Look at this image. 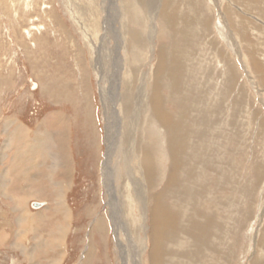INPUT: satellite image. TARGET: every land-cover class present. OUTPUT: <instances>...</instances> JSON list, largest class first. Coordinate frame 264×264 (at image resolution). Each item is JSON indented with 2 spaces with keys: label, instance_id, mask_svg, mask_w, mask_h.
Listing matches in <instances>:
<instances>
[{
  "label": "rangeland",
  "instance_id": "obj_1",
  "mask_svg": "<svg viewBox=\"0 0 264 264\" xmlns=\"http://www.w3.org/2000/svg\"><path fill=\"white\" fill-rule=\"evenodd\" d=\"M157 1H145L147 12L136 0L134 5L128 2L129 11L125 0H0V236L9 234L4 243L0 239V264H30L14 243L24 240L30 248L39 238L27 223L26 235H17L21 189L31 188L32 183V189L38 187L43 194L28 196L24 213L46 212L41 235L49 237L57 221L64 220L63 214L56 213L58 186L50 182L52 175L60 179L59 153L67 158L65 169L71 170L65 179L72 178L66 196L72 219L62 264L82 263L91 232L95 245L91 264H148L153 201L149 195H135L133 189L123 191L120 198L123 184L113 177L118 207L127 224L126 229L117 230L106 180L107 175L111 177L107 169L115 166L116 174L117 159L124 154L122 98L130 84L133 86V77L136 98L131 117L136 122L132 120L133 125L127 127L133 135L131 146L140 137L141 147L144 144L155 155L157 181L153 188L149 186L150 194L163 189L171 170L166 132L145 114L143 104L155 81L159 49L176 46L177 50L182 44L159 20L162 2ZM179 5L176 1L167 8L188 10L196 19L208 21L201 32L193 29L196 34L189 40L187 77L181 91L172 93L167 79L161 81L160 89L165 109L184 118L187 140L183 158L193 156L189 160L196 168L193 181L201 194L199 209L214 216L219 225L215 224L202 252L197 251L195 262L264 264V74L255 65L259 62L264 70V0H194L192 7ZM133 32L140 38L133 39ZM14 118L30 129L32 137L45 132L49 145L28 184L13 172L18 143L6 144L9 136L14 138L16 128V123L8 127L6 121ZM141 147L138 153L145 150ZM135 165L134 157L128 159L134 181L140 177ZM183 174L179 177L187 185ZM6 175L11 180L7 194L2 190ZM175 199V192L170 191L163 201L178 211L181 200ZM34 201L42 204L35 207ZM99 217L106 219L104 232L94 228ZM179 236L167 245V250H176L167 264L185 260L176 253H192L187 252L192 240ZM57 255L41 244L37 258L48 264ZM187 260L186 264L192 263Z\"/></svg>",
  "mask_w": 264,
  "mask_h": 264
},
{
  "label": "bare ground",
  "instance_id": "obj_2",
  "mask_svg": "<svg viewBox=\"0 0 264 264\" xmlns=\"http://www.w3.org/2000/svg\"><path fill=\"white\" fill-rule=\"evenodd\" d=\"M126 1V6L127 10L129 11V6L127 5L130 0H125ZM139 2L142 6L143 9L147 10L145 6V1L146 0H136ZM157 1V0H156ZM162 3L159 6L158 14L157 16L160 17L159 20H161L163 23H165L169 28L170 31L172 32V37L176 40V38H181V43L179 44L176 41H174V44L177 45L179 44V49L175 50L176 46L173 49L167 50L165 46H162L161 49H159V53L157 56V66L156 70L154 72L155 75V81L152 87V90L150 91L149 95L147 94L146 100H144V106H145V114H150L148 117L150 120H155L156 123H160L166 132L167 136V144H168V150L170 153L171 157V170L170 173H168L165 176V181L163 185V189L158 192V193H149V186L154 187L156 185V158L155 155L152 154L149 149L145 148V145H143V148L141 147V139L139 136V139L136 140V146L133 147L132 144V133L131 129L129 128L130 125H133L132 120L133 117H131L132 112H133V106L135 104V93L133 87L134 83L136 81L135 77H133V86L130 84L128 90H125L126 93L124 94L123 99V112H124V118L125 119V125L126 127L124 128V124L121 126V136L123 137V142H124V154L118 155L119 160L116 164L119 170V175H117V171L115 174V166L110 165L109 169L111 177L109 175L107 178V190L108 193L110 194L109 196L111 197V200L108 202L110 203L111 209L113 210V214L115 216L114 223L117 228L119 229H126V222L124 220L125 214L122 212L121 215L120 211L121 208L118 207L119 205V198H118V190L117 187L115 186V182L113 180V177H116V181L120 185L123 184V187H121V192H120V198L122 196L123 198V191H129L132 190L134 191L135 195H140L142 196H150V199L153 201V205L151 206L149 210L150 214V230H149V243H150V248L148 251L149 259H148V264H167V259L168 256H172L175 254L174 250L171 249V251L167 250V245L171 241L174 243L176 239L179 236V234H183L184 236L188 237L189 239L192 240V245L187 251L188 253L192 251L190 254H186L185 256L183 254L182 257L179 253L177 254V257L180 256V258L186 257L185 260L189 258L191 260V264H196V255L197 251L199 253L202 252V248L209 243L210 236H211V231L215 229V224H217L216 220H214V216H211L209 214H206L202 209H199V203L197 202L198 198L201 196V194H198L195 188V182L193 181L196 177L197 174H195V166L190 165V160L193 159V156L191 154H188L187 160L183 158V153L185 150V140L187 136V128L185 127L183 117L177 116V114L173 115L169 110H166L164 107V101L163 97L161 95L160 89H161V81L164 79H167L169 82L168 85L170 89L172 90V93L180 92L182 89L183 81L187 77V59L189 54H187V49L190 44V38L193 35V32L196 34L195 30L199 33L202 31V26L207 25L208 21L203 22L202 19L198 20L196 19L192 14L189 13V11H185L184 9L178 12H173L169 8H167V4H173L180 1L179 6H184L188 5L191 6L194 5V0H160ZM134 5V0H131ZM158 2V1H157ZM155 3V2H154ZM149 5V4H148ZM155 5V4H154ZM158 5V4H157ZM150 6V5H149ZM156 6V5H155ZM156 8V7H155ZM158 8V7H157ZM154 9V8H152ZM150 9V10H152ZM152 15V14H151ZM156 16V15H155ZM202 22V23H201ZM235 27V25L233 24ZM167 28V27H166ZM193 29H195L193 31ZM236 29V27H235ZM168 31V30H167ZM170 33V32H169ZM127 34V33H126ZM128 35V34H127ZM142 35V33H141ZM169 35V34H168ZM134 36V37H133ZM171 36V35H170ZM190 36V37H189ZM133 39L135 38H140V34L137 32L132 34ZM169 37V36H168ZM189 37V38H188ZM131 38V36H130ZM171 38V37H170ZM169 38V39H170ZM129 39V37H128ZM144 40V39H143ZM137 41V40H136ZM141 41V40H140ZM139 41V42H140ZM145 41V40H144ZM172 41V40H171ZM130 42V41H129ZM134 42V41H133ZM137 43V42H136ZM128 45V44H127ZM182 45V47H181ZM259 62H256V67L261 70L264 74V70L258 65ZM190 77V76H189ZM264 77V76H263ZM131 79V78H130ZM124 91V92H125ZM123 95V94H122ZM172 96V95H171ZM137 103V102H136ZM137 108V107H135ZM122 112V113H123ZM136 112V110H135ZM138 112V111H137ZM142 113V112H141ZM140 115V114H139ZM186 115V114H185ZM135 116V115H134ZM142 117V118H141ZM140 119H143V116L141 115ZM138 119V118H137ZM116 120V119H115ZM140 120V121H141ZM120 121V120H119ZM13 122H16V128L14 130V138L7 139L6 144L9 145L13 141H16L18 144V149L16 152V158H15V166H16V174L20 178V182H25L28 181L30 183V178L32 177V170L36 172L38 170V167L40 165V158L46 157L45 154H47V148L49 145L47 144V136L44 133L37 132L36 136H33L30 134V129L20 120L17 118L14 119H8L6 121L8 127L11 126L9 124H13ZM48 122V121H47ZM136 122V121H135ZM134 122V123H135ZM159 124V125H160ZM129 126V127H127ZM5 129V128H4ZM7 129V127H6ZM8 131V130H7ZM13 133V132H12ZM11 133V134H12ZM144 133V131L140 130V134ZM136 134V133H135ZM139 134V135H140ZM136 137V136H135ZM52 138V136H51ZM112 139V137H110ZM59 139V138H58ZM62 138L60 137V141ZM53 141V139H52ZM122 142V144H123ZM109 143H111L109 141ZM135 143V142H134ZM144 143V142H143ZM5 144V145H6ZM14 144V143H13ZM54 144V141H53ZM6 145V146H7ZM60 151V148L57 144H55ZM5 147V146H4ZM3 147V148H4ZM126 147H129V149H126ZM145 149L144 151H140L138 153V149ZM10 148V147H9ZM136 148V151H135ZM148 148V147H147ZM6 148H4L5 150ZM52 151V148L50 152ZM58 151V152H59ZM122 151V150H121ZM136 152V153H135ZM122 153V152H121ZM120 153V154H121ZM142 153V155H141ZM50 154V153H49ZM59 159H58V174H60V179L54 178L52 175L51 181L58 186V199L57 201V208H56V213L63 214L62 217H64L63 221H57V225L53 230L51 231V234L49 237H45L41 235L40 233V225L44 223L45 221V211L44 210H39L37 212H30L28 214L26 213V207L27 206V200L28 196L29 197H41L42 194L39 190V188L35 187L33 189H21V191H24V194H21L19 196V201L18 202V207L21 209L22 214L18 217V231L17 235L18 237H24L26 235V231L28 230L26 228V223L31 225V230L32 232L38 236L39 238H36V243L32 247H27L25 243L21 240L19 241L16 239L14 243V247L20 248L22 253L27 256L29 263L30 264H41L40 259L38 260V249L39 246L42 244L45 247H48L49 249L51 248L54 250L55 253H59L56 258H52L49 260L48 264H62V260L65 254L64 249L67 246V236L70 230V219H72V214L70 212L69 206L66 204L67 200V192L71 188L72 184V178L68 181L65 179L67 176H69V173L71 174V170L68 168V170L65 169L66 164L65 162L67 161V158L63 153H59ZM185 154V153H184ZM45 155V156H44ZM5 157V154H4ZM131 157L135 158V167L140 173V177L136 179L135 181L130 178L129 176V170L127 166V161ZM115 158V157H114ZM111 160L113 159L112 157L110 158ZM104 164H111V162H105ZM13 165V164H12ZM122 167V168H121ZM128 167V168H127ZM13 168H15L13 166ZM113 168V171H112ZM121 168V169H120ZM131 171V170H130ZM183 174V180L187 183L188 187L186 184H183L182 178L179 177V173ZM108 172V171H107ZM64 174V175H63ZM109 174V172H108ZM5 175V174H4ZM62 177V178H61ZM8 177L3 176L2 179V187H3V192H7V186H6V181ZM139 183L138 187L137 185ZM32 184V183H31ZM194 185V186H192ZM131 186V187H129ZM116 187V188H115ZM152 187V188H153ZM194 188V189H193ZM199 188V187H198ZM142 189H144L142 191ZM151 190V189H150ZM111 191V192H109ZM147 191V192H146ZM170 191L175 192V196L177 201L181 200L180 207L179 208L176 204V206L179 208L178 211L172 210L170 205H167L164 203L163 198L165 194L170 193ZM26 193L28 195H26ZM202 193V192H200ZM127 194L126 197H129V193ZM133 195V196H135ZM173 195V194H172ZM174 196V195H173ZM26 199V201H25ZM175 199V200H176ZM123 201V205L125 207L126 213L129 211L128 207L126 206L125 199L121 200ZM196 201V203H195ZM34 202L36 204H34ZM32 204L33 206L37 207L40 206L42 203L41 202H36L34 201ZM130 203V202H129ZM120 206V205H119ZM147 206V205H145ZM175 206V205H174ZM175 206V207H176ZM132 207V206H131ZM124 211V209H123ZM58 215V214H57ZM59 216V215H58ZM59 216V217H61ZM135 216V215H134ZM126 218V217H125ZM54 220V219H53ZM180 223V226L178 227V224ZM220 224V223H219ZM95 226L97 229H99L101 232H104L107 228V222L106 219L103 217H99L95 220L94 228ZM219 226V225H218ZM94 228L92 230L94 231ZM148 228V227H147ZM146 228V229H147ZM221 231V227L219 228ZM148 230V229H147ZM29 231V230H28ZM215 231V230H214ZM5 232V231H4ZM3 236H0L1 241L4 243L8 239L9 234H2ZM213 236V235H212ZM211 236V237H212ZM17 237V236H16ZM41 238V240H40ZM89 243L87 244L83 256H82V263L81 264H91L92 258L94 255V250H95V245L93 244V236L92 232L89 234ZM190 242V241H189ZM2 243V244H3ZM134 243V242H133ZM187 243V241H186ZM190 245V243H189ZM13 246V245H12ZM203 246V247H202ZM126 250V249H125ZM205 250V249H204ZM122 255L124 256L125 260L127 261V254L126 251H122ZM178 252V250H177ZM183 253V252H182ZM179 258V257H178ZM138 259V257H137ZM184 260V261H185ZM182 260H178L174 262H170L173 264H186ZM189 264V263H188Z\"/></svg>",
  "mask_w": 264,
  "mask_h": 264
},
{
  "label": "crops",
  "instance_id": "obj_3",
  "mask_svg": "<svg viewBox=\"0 0 264 264\" xmlns=\"http://www.w3.org/2000/svg\"><path fill=\"white\" fill-rule=\"evenodd\" d=\"M13 123H16V122H13ZM15 127H16V126H15ZM9 137H10V136H9ZM10 169L13 171V169H14V168H13V165L10 166ZM13 172H15V169H14ZM15 173H16V172H15ZM51 175H52V174H51ZM16 176H17V174H16ZM7 177H8V179H7L6 183H5L6 186H7L6 189L9 188V184H10V183H8L9 180H10V178H9V176H7ZM17 178H18V180L20 179L18 176H17ZM50 179H51V176H50ZM50 179H49V180H50ZM10 181H11V180H10ZM25 182H27V184H28L29 180H28V181H25ZM50 182H51V180H50ZM50 184H51V183H50ZM30 185H31V188H29V189L31 190V189H32V184H30ZM37 188H38V187H37ZM29 189H28V187H27V190H29ZM2 190H4L3 187H2ZM6 194H7V192H6ZM6 194H5V195H6ZM42 195H43V194H42ZM3 215L5 216L6 214L4 213V214H2V216H3ZM6 216H7V215H6Z\"/></svg>",
  "mask_w": 264,
  "mask_h": 264
},
{
  "label": "water",
  "instance_id": "obj_4",
  "mask_svg": "<svg viewBox=\"0 0 264 264\" xmlns=\"http://www.w3.org/2000/svg\"><path fill=\"white\" fill-rule=\"evenodd\" d=\"M34 204H36V203L34 202Z\"/></svg>",
  "mask_w": 264,
  "mask_h": 264
}]
</instances>
